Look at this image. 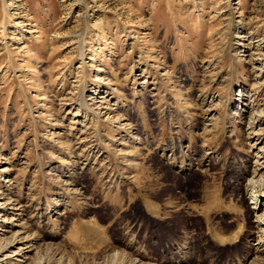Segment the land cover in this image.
Here are the masks:
<instances>
[{"label": "rangeland", "instance_id": "1", "mask_svg": "<svg viewBox=\"0 0 264 264\" xmlns=\"http://www.w3.org/2000/svg\"><path fill=\"white\" fill-rule=\"evenodd\" d=\"M0 264H264V0H0Z\"/></svg>", "mask_w": 264, "mask_h": 264}, {"label": "bare ground", "instance_id": "2", "mask_svg": "<svg viewBox=\"0 0 264 264\" xmlns=\"http://www.w3.org/2000/svg\"><path fill=\"white\" fill-rule=\"evenodd\" d=\"M181 166L184 168V165H183V163L181 162ZM182 169V168H181ZM187 170V169H186ZM101 242H103V244L105 245V242L102 240ZM100 243V242H99ZM86 246V245H85ZM90 246V245H89ZM92 246H95V245H93L92 244ZM91 247V246H90ZM99 247H100V245H99ZM97 248V247H96ZM98 250H100V248H97ZM87 250V249H86ZM89 250V249H88ZM84 251H85V249H84ZM89 251H91V250H89Z\"/></svg>", "mask_w": 264, "mask_h": 264}]
</instances>
